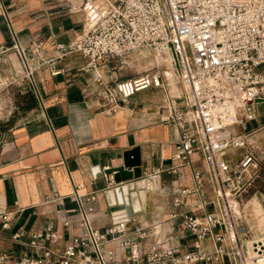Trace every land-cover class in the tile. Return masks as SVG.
<instances>
[{
  "label": "built area",
  "instance_id": "2783aa9c",
  "mask_svg": "<svg viewBox=\"0 0 264 264\" xmlns=\"http://www.w3.org/2000/svg\"><path fill=\"white\" fill-rule=\"evenodd\" d=\"M87 11L86 25L67 42L56 44L62 54L77 52L86 59L83 69L91 78L86 88L101 96L107 110L141 90L163 88L168 99L161 118L178 128L172 169L179 170L196 151L201 155L203 168L193 170V186L181 187L172 199L179 206L191 194L200 197L196 207L180 211L183 227L194 236L192 247L179 251L159 244V229L154 225L150 234L155 241L147 248L128 235V223L134 220L129 200L153 188L158 168L119 181L112 172H103V189L114 192L105 231L92 223V207L82 208L78 231L62 247L52 246L58 233L48 224L32 232L26 242L33 251L22 250L13 257L0 250V264H196L223 257L230 264H264V235L249 234L241 209L243 194L259 177V158L248 135L232 129L255 117L250 89L264 85L258 69L264 64V0H95ZM41 46L36 39L29 50L37 54ZM155 46L171 48L173 72L156 66L112 82L104 78V71L115 72L114 61L121 54ZM17 51L19 66L10 76L0 73V80L26 85L42 102L34 78L37 66L28 61L25 48L19 46ZM59 72V68L51 70V74ZM171 75L180 87L171 86ZM206 186L212 191L210 197ZM94 197V193L87 195L89 200ZM0 219L3 228L10 227L8 211L0 213ZM63 224L69 225L70 220ZM138 234L146 232L142 229ZM108 240H116L119 250L106 246Z\"/></svg>",
  "mask_w": 264,
  "mask_h": 264
},
{
  "label": "crops",
  "instance_id": "0c3cea01",
  "mask_svg": "<svg viewBox=\"0 0 264 264\" xmlns=\"http://www.w3.org/2000/svg\"><path fill=\"white\" fill-rule=\"evenodd\" d=\"M94 1L0 0V73L10 76L20 64L17 47L25 48L28 61L37 66L34 78L43 97L42 102L36 98L33 107L21 109L15 118L0 116V213L8 211L10 221V227L3 228L0 219V250H8L13 257L22 250L33 251L26 242L32 232L48 224L58 233L52 246L62 247L78 231L82 208L88 210L89 206L92 223L105 231L114 192L103 189V172L120 164L123 150L135 146L139 147L142 173L155 168L160 172L152 189L130 198L134 220L128 223V235L147 248L155 241L150 234L154 225L159 229V244H170L179 251L192 247L194 236L183 227L180 211L196 207L200 197L191 194L187 203L179 206L172 199L181 187L193 186L192 172L203 168V160L196 151L179 170L172 169L178 128L161 118L168 93L150 87L107 110L101 96L87 89L91 78L83 69L86 59L77 52L62 54L56 46L86 25L87 8ZM36 39L42 41L37 54L29 50ZM54 68L60 72L51 74ZM258 69L264 75V64ZM116 77V71H104L109 82ZM170 79L175 86L179 84L175 75ZM253 107L255 117L232 129L253 141L259 175L264 176V85L255 89ZM260 187L264 190V185ZM205 192L208 197L212 194L209 186ZM89 193H94L93 200L87 199ZM173 212L177 215L172 216ZM64 220L70 224L64 225ZM142 229L146 234L139 236ZM14 232L18 238L12 237ZM106 246L119 250L116 240H108ZM196 264L230 262L223 257L218 262Z\"/></svg>",
  "mask_w": 264,
  "mask_h": 264
},
{
  "label": "rangeland",
  "instance_id": "374dc122",
  "mask_svg": "<svg viewBox=\"0 0 264 264\" xmlns=\"http://www.w3.org/2000/svg\"><path fill=\"white\" fill-rule=\"evenodd\" d=\"M166 49L170 56L169 61L159 58L164 51L159 46L129 50L114 61V70L119 77L135 75L139 71L151 70L156 66L162 67L168 73L173 72V52L171 48ZM171 86L174 88L175 84L172 83ZM178 87H180L179 84ZM23 89L16 83L4 84L0 80V116L7 115L9 118H15L19 115L21 108L18 106V96ZM262 185H264V176L260 174L254 185L243 194L241 201L243 220L250 228L249 234L252 237L264 235V190L260 187ZM257 211H260V214Z\"/></svg>",
  "mask_w": 264,
  "mask_h": 264
},
{
  "label": "water",
  "instance_id": "95a60500",
  "mask_svg": "<svg viewBox=\"0 0 264 264\" xmlns=\"http://www.w3.org/2000/svg\"><path fill=\"white\" fill-rule=\"evenodd\" d=\"M252 93H255V89H250ZM251 100V99H250ZM140 151L139 147L135 146L129 149H125L122 152V162L118 165L110 166L106 168V172H112L114 179L119 181L121 179H127L129 177H139L142 174L140 167ZM118 194L119 200L120 195Z\"/></svg>",
  "mask_w": 264,
  "mask_h": 264
},
{
  "label": "trees",
  "instance_id": "16d2710c",
  "mask_svg": "<svg viewBox=\"0 0 264 264\" xmlns=\"http://www.w3.org/2000/svg\"><path fill=\"white\" fill-rule=\"evenodd\" d=\"M18 98V106L22 110L33 107L36 104V97L30 89L22 90Z\"/></svg>",
  "mask_w": 264,
  "mask_h": 264
},
{
  "label": "bare ground",
  "instance_id": "6f19581e",
  "mask_svg": "<svg viewBox=\"0 0 264 264\" xmlns=\"http://www.w3.org/2000/svg\"><path fill=\"white\" fill-rule=\"evenodd\" d=\"M164 51H160L161 52V55L159 56L160 59H163L164 61H169L170 60V56L168 55V53L166 52L167 49L166 48H163ZM141 195H143V192H141ZM259 237V236H258ZM257 238V237H255Z\"/></svg>",
  "mask_w": 264,
  "mask_h": 264
}]
</instances>
